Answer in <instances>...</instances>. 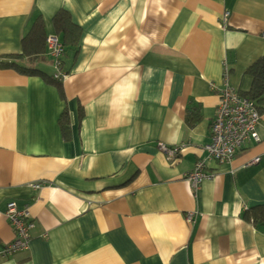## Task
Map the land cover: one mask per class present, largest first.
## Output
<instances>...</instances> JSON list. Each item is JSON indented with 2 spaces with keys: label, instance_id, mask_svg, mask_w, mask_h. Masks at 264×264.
I'll return each instance as SVG.
<instances>
[{
  "label": "crops",
  "instance_id": "obj_1",
  "mask_svg": "<svg viewBox=\"0 0 264 264\" xmlns=\"http://www.w3.org/2000/svg\"><path fill=\"white\" fill-rule=\"evenodd\" d=\"M62 9L83 31L61 59L64 96L0 66V264H264V113L259 142L207 161L198 190L185 179L207 158L225 63L233 87H252L264 0H0L1 61L40 16L55 34ZM45 56L35 65L53 74ZM10 201L35 226L5 256Z\"/></svg>",
  "mask_w": 264,
  "mask_h": 264
},
{
  "label": "built area",
  "instance_id": "obj_2",
  "mask_svg": "<svg viewBox=\"0 0 264 264\" xmlns=\"http://www.w3.org/2000/svg\"><path fill=\"white\" fill-rule=\"evenodd\" d=\"M229 14L227 13V16ZM47 51L55 65L65 53V48L56 34H49L46 40ZM225 71L219 88V104L216 108L215 117L211 125V140L206 145L207 158L197 163L195 168L185 174V179L193 190H198L201 184L214 177L206 170L208 162L229 163L244 146L252 141L259 142L258 127L261 123V113L254 101L243 95L231 85L228 65L225 63ZM68 75L58 71L55 79L63 81ZM216 88L214 83H211ZM162 150L169 156L175 158L180 147L169 148L160 144ZM256 159L255 162H258ZM36 185L35 188H39ZM5 216L15 231L14 240L3 249L5 256H11L18 252L27 250L30 242V232L35 224L27 209L18 207L15 201L7 205ZM194 213L187 216L189 222L194 221Z\"/></svg>",
  "mask_w": 264,
  "mask_h": 264
},
{
  "label": "trees",
  "instance_id": "obj_3",
  "mask_svg": "<svg viewBox=\"0 0 264 264\" xmlns=\"http://www.w3.org/2000/svg\"><path fill=\"white\" fill-rule=\"evenodd\" d=\"M53 21L55 34L58 36L60 42L65 48V53L69 50L78 52L83 31L81 27L73 22L71 14L68 11L62 9L57 13ZM48 35L49 34L46 30L45 20L42 16H40L36 19L31 30L22 41V53L14 57L15 61L11 60L2 62L0 59V66L12 68L24 75L42 77L49 83L57 86L61 91V95L64 96L62 88L63 82L55 79L54 77L58 71L64 72L67 75L69 74L68 71H65L63 67H61V65H63L62 60L59 61V65H55L53 61L55 68V72L53 74H49L43 69L36 66L37 64H41V62L43 61V57H45V55L48 53L46 45ZM27 57L29 64H21V60ZM247 73L252 76L253 84L250 91L243 95L254 101L258 110L262 114L264 113V57L256 60L247 69ZM253 211L255 212V214L253 215V222L257 223L262 221L264 223V206L257 207L253 209Z\"/></svg>",
  "mask_w": 264,
  "mask_h": 264
},
{
  "label": "rangeland",
  "instance_id": "obj_4",
  "mask_svg": "<svg viewBox=\"0 0 264 264\" xmlns=\"http://www.w3.org/2000/svg\"><path fill=\"white\" fill-rule=\"evenodd\" d=\"M43 59H46V60H47L48 58L45 56V57H43ZM48 61H49V60H48ZM45 65H46V64H45Z\"/></svg>",
  "mask_w": 264,
  "mask_h": 264
},
{
  "label": "bare ground",
  "instance_id": "obj_5",
  "mask_svg": "<svg viewBox=\"0 0 264 264\" xmlns=\"http://www.w3.org/2000/svg\"><path fill=\"white\" fill-rule=\"evenodd\" d=\"M47 45V44H46ZM48 52V51H47ZM49 54V53H48Z\"/></svg>",
  "mask_w": 264,
  "mask_h": 264
}]
</instances>
